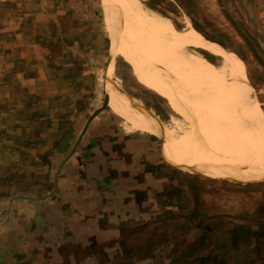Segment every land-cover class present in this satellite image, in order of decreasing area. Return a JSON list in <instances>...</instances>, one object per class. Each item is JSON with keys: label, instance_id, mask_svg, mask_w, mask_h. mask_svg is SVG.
Listing matches in <instances>:
<instances>
[{"label": "rangeland", "instance_id": "rangeland-1", "mask_svg": "<svg viewBox=\"0 0 264 264\" xmlns=\"http://www.w3.org/2000/svg\"><path fill=\"white\" fill-rule=\"evenodd\" d=\"M138 1L160 33L181 41L183 58L214 63L218 57L201 42L224 48L232 76H244L264 114V0ZM20 2L0 0V201L46 200L60 172L73 169L80 178L64 188L90 186L105 193L102 204L124 210V225L110 228L119 240L108 264H264V182L244 183L222 169L206 172L105 104L109 96L149 110L178 142L219 154L213 128L200 120L214 115L203 100L210 85L189 83L178 96L164 91L138 67L135 51L151 50L150 44L128 28L115 0L75 5L95 13L89 23L100 42L92 43L90 72L58 86L49 72L20 81L18 51L2 46L17 42L13 14ZM67 85L75 97H61ZM85 170L90 178H83ZM70 197L80 202L79 195Z\"/></svg>", "mask_w": 264, "mask_h": 264}, {"label": "crops", "instance_id": "crops-1", "mask_svg": "<svg viewBox=\"0 0 264 264\" xmlns=\"http://www.w3.org/2000/svg\"><path fill=\"white\" fill-rule=\"evenodd\" d=\"M20 1V9L13 14L19 19L17 42L13 47L2 44L5 50L18 51L19 80H37L39 73L49 72L50 82L58 86L69 84L71 76L75 81L90 72L92 43L100 42V36L89 23L95 13L75 6L85 0ZM11 29H2L3 35ZM67 89L68 94L61 97H75L68 85ZM90 175L89 170L82 172L83 178ZM79 178L73 169L60 172L57 190L46 200L0 201V264H108L111 248L117 249L119 240L110 228L124 225V210L102 204L105 193L90 186H62L64 182L76 185ZM71 194L79 195L80 202L75 203ZM92 197L98 201L92 203Z\"/></svg>", "mask_w": 264, "mask_h": 264}, {"label": "bare ground", "instance_id": "bare-ground-1", "mask_svg": "<svg viewBox=\"0 0 264 264\" xmlns=\"http://www.w3.org/2000/svg\"><path fill=\"white\" fill-rule=\"evenodd\" d=\"M115 1L128 28L136 35H145L150 44L151 50L135 51L138 67L147 75L158 78L164 91L178 96L182 89L187 90L189 83L210 85L212 93H204L203 100L212 106L214 115L204 114L200 120L213 128L219 154L190 141L178 142L149 110L139 109L132 103L112 101L109 96H106L105 104L170 141L185 159L194 161L206 172L222 169L244 183L264 182V114L252 97L244 76L237 79L232 76L229 69L232 59L225 49L202 41L200 45L218 59L214 63L198 65L178 54L181 41L160 33L138 0ZM108 24L112 34L110 20ZM236 96L248 103L247 110L237 103Z\"/></svg>", "mask_w": 264, "mask_h": 264}]
</instances>
